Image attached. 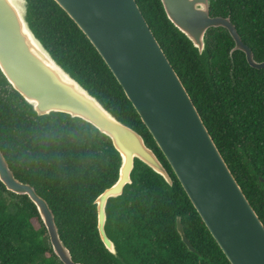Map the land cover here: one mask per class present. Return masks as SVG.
I'll use <instances>...</instances> for the list:
<instances>
[{
	"label": "trees",
	"instance_id": "16d2710c",
	"mask_svg": "<svg viewBox=\"0 0 264 264\" xmlns=\"http://www.w3.org/2000/svg\"><path fill=\"white\" fill-rule=\"evenodd\" d=\"M180 77L206 128L264 224V67H251L228 30L211 27L202 54L166 17L160 0H135ZM210 15L229 17L256 60H264V0H210ZM27 20L54 59L118 119L140 133L172 185L135 160L130 184L107 206L97 230L95 198L118 175L119 154L93 125L62 112L38 115L0 71V150L14 176L52 209L72 259L84 264H230L95 47L54 0H27ZM262 179V180H261ZM179 216L196 251L176 230ZM0 264H62L27 195L0 181Z\"/></svg>",
	"mask_w": 264,
	"mask_h": 264
},
{
	"label": "water",
	"instance_id": "95a60500",
	"mask_svg": "<svg viewBox=\"0 0 264 264\" xmlns=\"http://www.w3.org/2000/svg\"><path fill=\"white\" fill-rule=\"evenodd\" d=\"M76 23L121 85L192 205L230 264H264V224L233 176L180 77L166 57L135 0H54ZM166 17L200 54L211 27H224L234 50L248 64L264 67L239 36L229 17L210 15V0H160ZM0 71L38 115L62 112L106 135L119 154L115 182L94 200L97 230L106 248L124 263L105 231L106 205L130 184L135 160L163 180L172 179L142 135L118 119L59 64L27 20V0H0ZM262 180V179H261ZM0 181L7 190L33 202L62 264L72 259L60 238L52 209L29 183L14 176L0 150ZM176 230L191 252L180 217Z\"/></svg>",
	"mask_w": 264,
	"mask_h": 264
},
{
	"label": "flooded vegetation",
	"instance_id": "af4514ba",
	"mask_svg": "<svg viewBox=\"0 0 264 264\" xmlns=\"http://www.w3.org/2000/svg\"><path fill=\"white\" fill-rule=\"evenodd\" d=\"M111 185H112V184H111ZM111 185H110V186H111ZM126 185H127V184H126ZM105 189H106V188H105ZM122 192H123V191H122ZM121 194H122V193H121ZM121 194H120V195H121ZM120 195H118V196H120ZM118 196H117V197H118ZM113 198H116V197H113ZM110 199H111V198H109L108 201H107V205H106V215H107V206H108V202H109ZM96 210H97V206H96ZM106 218H107V217H106ZM106 221H107V219H106ZM180 221H181V220H180ZM181 224H182V223H181ZM182 226H183V225H182ZM98 233H99V232H98ZM106 234H107V232H106ZM107 236H108V235H107ZM99 237H100V236H99ZM108 237H109V236H108ZM109 238H110V237H109ZM100 239H101V238H100ZM111 240H112V239H111ZM188 240H189V239H188ZM101 241H102V240H101ZM185 246H186V245H185ZM192 246H193V245H192ZM193 247H194V246H193ZM186 248H187V247H186ZM189 251H190V250H189Z\"/></svg>",
	"mask_w": 264,
	"mask_h": 264
}]
</instances>
